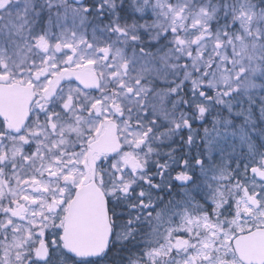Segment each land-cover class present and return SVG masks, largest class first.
Returning a JSON list of instances; mask_svg holds the SVG:
<instances>
[{
	"label": "snow or ice",
	"instance_id": "obj_1",
	"mask_svg": "<svg viewBox=\"0 0 264 264\" xmlns=\"http://www.w3.org/2000/svg\"><path fill=\"white\" fill-rule=\"evenodd\" d=\"M0 264H264V0H0Z\"/></svg>",
	"mask_w": 264,
	"mask_h": 264
}]
</instances>
